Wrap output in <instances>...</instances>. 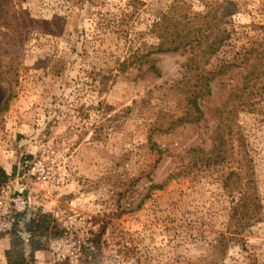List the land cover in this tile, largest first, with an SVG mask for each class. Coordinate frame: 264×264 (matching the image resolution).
Masks as SVG:
<instances>
[{
    "label": "rangeland",
    "instance_id": "rangeland-1",
    "mask_svg": "<svg viewBox=\"0 0 264 264\" xmlns=\"http://www.w3.org/2000/svg\"><path fill=\"white\" fill-rule=\"evenodd\" d=\"M213 1L6 3L15 18L0 21V41L8 32L18 43L11 73L0 68V169L12 176L0 189V264L18 214L62 230L42 237L33 264H264L263 99L234 118L229 159L207 161L232 88L255 67L264 86V59L242 64L264 43V0H232L234 34L206 70L240 66L212 81L199 122L188 121L183 90L189 53L154 51L163 14L204 13ZM246 156L262 210L245 224L236 208L246 188L225 182L245 175Z\"/></svg>",
    "mask_w": 264,
    "mask_h": 264
},
{
    "label": "trees",
    "instance_id": "trees-1",
    "mask_svg": "<svg viewBox=\"0 0 264 264\" xmlns=\"http://www.w3.org/2000/svg\"><path fill=\"white\" fill-rule=\"evenodd\" d=\"M11 0H0V21L3 23H12L11 18H15L14 14H10L6 10L8 3ZM182 7L185 4H180ZM187 6V5H186ZM179 6H172L171 10H177ZM236 11V3L232 0H214L208 4V8L204 13H191L190 10L185 14H177L168 12L163 14L160 18L159 26L160 43L154 49L157 52H183L189 53L188 61L185 65L186 75L185 89L188 93V116L192 115L193 118H188V121L199 122L202 120L204 111L202 109L201 100L206 99L212 94V81L218 76L230 75L231 71L236 68L237 63L222 65L218 70L207 71L206 66L223 48V46L232 38L234 30L232 26V15ZM3 12V15H1ZM24 21L28 22L29 18L24 17ZM197 24V26H194ZM3 40L0 41V68L7 67L6 74L11 73L14 68V57L11 56L13 44H17L15 37L6 32L3 34ZM190 47L189 50H186ZM264 43L257 45L246 51V58L242 64L250 60V56L256 52L257 58L264 59ZM152 52V51H151ZM145 56H139L144 58ZM132 59V58H131ZM10 61V62H9ZM127 64V62H125ZM254 66H257L254 62ZM153 72L160 73L156 65L152 64L150 69ZM190 75V79L187 78ZM261 74L255 67L254 70L247 72L243 77L242 85H235L231 90L230 95V109L221 110L219 116V126L217 131L216 145L214 148L207 152L208 163L214 165H222L230 155L233 154V140L236 135L234 131V118L244 110L257 109V105L261 99L264 100V86L260 83ZM260 98V99H259ZM11 97L8 99L10 100ZM228 111V115L223 116L224 111ZM229 137V139H228ZM242 136H238V141L241 142ZM229 143V151L223 153V146ZM251 159L246 156V162L243 165L242 171L245 175L238 171L230 173L225 182V188L228 190L243 191L241 199L237 204V213L242 216L246 223H250L257 219L261 212V203L259 197L254 190V171L251 164ZM233 176H237V182L232 183ZM11 175L5 169H0V189L6 186L11 180ZM48 216H38L36 218H26L18 214L17 223L12 232L13 240L10 249L6 252L8 264H33L35 254L37 251L46 249L47 244L42 240L49 231L54 237L62 235V230L58 226L49 224ZM29 219V220H28ZM23 225L26 231L23 232ZM29 236V238H27Z\"/></svg>",
    "mask_w": 264,
    "mask_h": 264
}]
</instances>
